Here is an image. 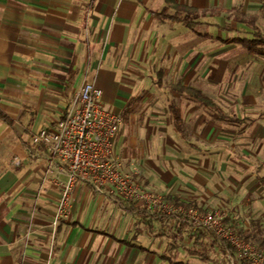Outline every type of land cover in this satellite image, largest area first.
I'll return each mask as SVG.
<instances>
[{
	"label": "rangeland",
	"instance_id": "1",
	"mask_svg": "<svg viewBox=\"0 0 264 264\" xmlns=\"http://www.w3.org/2000/svg\"><path fill=\"white\" fill-rule=\"evenodd\" d=\"M203 22L220 29H199L209 37L197 38L185 27L155 23L139 54L122 48L119 57L111 56L121 69L127 93L117 109L123 127L115 150L128 166L133 164L145 192L181 209L180 214L191 211L199 218L223 219L226 229L257 249L264 237V59L218 40L264 35V0H236L230 12ZM227 26L232 33L223 31ZM178 83L202 91L225 115L237 116L243 124L222 123L215 114L170 92L169 87ZM101 87L109 97V84ZM170 101L181 109L187 141L172 129ZM105 200L113 204L105 207L112 218L124 217L120 227L109 229L117 235L109 256L114 252L122 258L115 264H168L169 257L180 264H248L237 255L225 257L219 246L210 244L204 250L210 262L190 256L195 227L183 230L185 241L175 251L171 240L177 232L175 223L163 219L150 234L139 219L116 207L119 199ZM132 206L141 208L123 204L127 209ZM122 240L137 241L149 253L121 247L116 242Z\"/></svg>",
	"mask_w": 264,
	"mask_h": 264
},
{
	"label": "crops",
	"instance_id": "2",
	"mask_svg": "<svg viewBox=\"0 0 264 264\" xmlns=\"http://www.w3.org/2000/svg\"><path fill=\"white\" fill-rule=\"evenodd\" d=\"M175 2L230 12L236 0ZM165 7L166 0H0V109L15 124L11 127L0 120V264L122 260L114 252L109 256L117 239L109 229L120 227L124 220L123 215L112 218L105 209L113 205L105 200L110 195L76 187L68 219L56 223L60 191L54 182L64 177L34 148L33 140L72 109L85 84H95L103 92L104 105L119 113L127 93L121 69L111 56L119 57L122 48L139 54L148 45V29L166 23L148 10ZM105 82L112 89L109 97L101 87ZM121 203L125 202L115 201L116 207L139 219L150 234L154 232L159 222L153 221L152 214L145 221ZM116 243L149 253L137 241Z\"/></svg>",
	"mask_w": 264,
	"mask_h": 264
},
{
	"label": "built area",
	"instance_id": "3",
	"mask_svg": "<svg viewBox=\"0 0 264 264\" xmlns=\"http://www.w3.org/2000/svg\"><path fill=\"white\" fill-rule=\"evenodd\" d=\"M123 127L121 114L103 103V92L95 84H85L76 96L72 109L55 127L40 131L34 148L63 176L54 185L60 191L56 223L69 216L74 190L91 188L99 195H110L125 203L141 206L149 214L184 218L210 233L214 240L235 249L237 258L248 264H264V252L242 241L223 219L199 218L193 212L180 214L160 198L145 192L136 179L133 164L116 154L115 145Z\"/></svg>",
	"mask_w": 264,
	"mask_h": 264
},
{
	"label": "trees",
	"instance_id": "4",
	"mask_svg": "<svg viewBox=\"0 0 264 264\" xmlns=\"http://www.w3.org/2000/svg\"><path fill=\"white\" fill-rule=\"evenodd\" d=\"M148 12L160 22H169L172 25H182L190 32H192L197 38H208L209 35L202 34L199 29L204 28H217L220 29L218 26H214L210 23L203 22V19L206 18H214L219 17L223 13H228L224 10H212V11H204L198 10L194 8H190L187 6L179 5L175 2V0H166V7L162 11H152L148 10ZM223 31L232 33V29L230 27H226ZM218 42L223 46H239L243 51H246L249 55L257 56L264 59V35L255 34L254 38H234L228 40H218ZM159 88L162 89L160 83L158 84ZM169 91L185 97L187 100L197 104L201 108L215 114L219 121L225 124H233V125H242L243 121L240 120L237 116H228L223 113L220 107L214 102L212 98L207 96L202 91L196 90L191 87H187L178 83L174 86L169 87ZM129 114V113H128ZM126 114V115H128ZM169 114L172 120V129L174 133H176L182 140L187 141L186 131H185V124L182 117L181 109L174 103L169 102ZM123 118V117H122ZM0 120L4 123L8 124L9 126L13 127L14 121L10 119L5 113L2 112L0 109ZM122 205L124 203H121ZM126 209V208H125ZM128 213L138 215L139 217L143 218L145 221L150 219L149 213L143 208H137L132 206L128 208ZM153 221L161 222L163 219L175 223L177 229L174 234L171 235V240L174 244L181 243L185 241L183 230L188 227H195L194 225L190 224L184 218H177L168 215H163V218L160 216H153ZM213 236L201 229H197L194 233V245L191 249L188 250L190 256L198 257L203 262H210L211 259L206 255L204 252L207 249L208 244L211 245L212 248L219 246L222 250V253L225 257L228 255H235V249L228 245H224L219 243L218 241L212 238ZM213 239V241L211 240ZM212 241V242H211ZM210 242V243H209ZM126 245L130 246V244L125 243ZM135 247V246H130ZM198 247L201 249L199 250ZM140 250L144 251L142 248ZM176 250L177 248H172ZM258 249L264 252V237L261 238L258 244ZM170 262V264H180L179 262L175 261L173 258L169 257L166 259Z\"/></svg>",
	"mask_w": 264,
	"mask_h": 264
}]
</instances>
